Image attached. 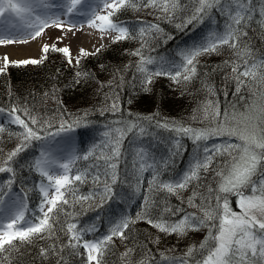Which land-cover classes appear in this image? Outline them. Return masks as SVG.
<instances>
[{"label": "trees", "instance_id": "1", "mask_svg": "<svg viewBox=\"0 0 264 264\" xmlns=\"http://www.w3.org/2000/svg\"><path fill=\"white\" fill-rule=\"evenodd\" d=\"M145 2L136 0L135 7H124L112 17L115 22L134 29L133 39L113 42L107 50L79 58L75 66L67 62L64 54L49 48L47 53L44 52L42 62L8 65L0 73V110L11 112L13 107L27 109L28 114L37 119L36 125L31 124L23 111L16 114L25 119L30 127L46 129L47 133L59 130L61 123L67 121L77 130L79 143L76 156L83 157L89 151L93 152L88 159L76 160L73 167V174L76 170L84 169L90 173L85 182L76 183V196L92 194V198L75 201L69 197L72 202L64 205V211L58 214L53 234L45 233L30 242L16 240L13 242L15 247L5 246L6 251L0 252V264H84L82 258L68 247L66 223H76L78 228L94 225L96 231L85 236L86 239H92L106 234L109 222L121 215H127L135 222L126 230V239H113L104 257V264H139L141 260L145 264H172L171 259H163L162 254L168 258L183 257L188 248L198 245L209 230L201 239L194 238L191 230L187 231L184 235H190L189 245H181V235L162 232L146 219H136L137 213L144 208L146 195L151 199L148 215L157 221L163 219L175 222L188 213L202 216L200 206L210 204L215 207L217 195L228 198L230 207L234 211L238 210L235 207L237 196L219 191L221 177L217 171L231 159L228 153L217 154L207 171L201 169L197 179H192L186 188L175 194L155 189L149 192L151 169L138 174L139 163L135 153L143 144L149 149L148 163L155 161L160 165V178L176 179L194 163L195 157H203L206 141L198 142V147L187 136L158 128L157 122L175 121L192 128L214 126L210 119L205 118L203 111L204 104L209 100L218 106L221 119L225 111L237 115V120L232 121V124L242 119L241 113L253 110L252 115L255 116V109L264 106V85L241 76L240 80L245 83L237 91V73L232 71L234 66L239 65L238 71L243 72L246 60L255 63L257 69L264 72V0H251L250 16L240 26L246 35H241L237 41L238 48L222 45L216 51L204 52L196 58V73L190 80L176 83L168 76H156L147 85V91L141 84V73L136 68L140 57L132 55L141 46L139 31L142 27L147 29L150 25H156L159 28V31L152 29L149 32L145 37L147 44L142 49L145 57L155 60L147 66L150 69L160 62L177 57L180 48H191L202 31H223L229 21L225 12L213 8L188 23L198 6L195 0H176L177 7L170 13L151 6L145 7ZM241 48L247 49L248 54L244 57L237 55ZM78 72L81 75L78 76ZM114 104L117 110H113ZM144 117H152V120L142 119ZM129 122L139 123L148 129L150 135L138 139L134 131L125 136L117 162V182L112 185L117 195L105 202L102 208L98 207L101 204L103 184L94 183L92 175L97 172L96 165L101 170L104 166V161L97 157L109 151L104 148L108 140L104 133L115 136L114 130L126 128ZM0 128L3 129L0 131V157L6 158L7 153L20 143L16 134L23 129L9 124L0 125ZM40 134L46 136L44 131ZM219 137L232 140V143L237 140L227 136H214L210 139ZM40 141H31L14 158L11 164L14 173H0V188L5 191L9 188L8 182L13 181L11 188L31 208H35L40 201L35 182L41 176L29 167ZM176 141H179L178 147ZM224 143L222 140L220 144ZM162 160L168 162L166 168ZM107 179L110 181V178ZM263 180L264 167H258L252 181L259 186ZM242 191L245 195L251 194V187H245ZM193 193V202L197 207L188 203ZM125 199L131 205L125 203ZM222 202L223 199L221 205ZM41 249L48 251L41 255ZM128 249L131 251L128 256H124Z\"/></svg>", "mask_w": 264, "mask_h": 264}, {"label": "snow or ice", "instance_id": "2", "mask_svg": "<svg viewBox=\"0 0 264 264\" xmlns=\"http://www.w3.org/2000/svg\"><path fill=\"white\" fill-rule=\"evenodd\" d=\"M198 5L194 14L188 20L191 23L198 19L202 14L209 9H217L226 13V18L229 23L223 31H217L209 35L206 40H202L199 44H194L191 48L180 52V63L177 64L174 60L160 64L156 70H150L147 66L155 62L152 57H145L142 49L146 46L147 40L145 37L152 29L159 31L158 26L150 25L147 29L141 28L139 37L142 41L139 49H136L132 55L139 56L140 59L136 64L137 71L141 73V84L144 90L147 91V85L152 83L156 76H168L174 82L179 83L180 80L188 81L196 73V58L204 52L216 51L219 46L229 45L233 49L238 48L239 41L243 33L240 26L250 16L251 0H195ZM82 0H67V14H72L77 9V5L81 4ZM104 9H111L107 14H96L100 6ZM127 6H136V0H99L96 8L91 10L93 18L88 20L91 27L98 28L101 32H115L113 42H121L126 39L135 38L134 29L123 23L115 22L112 17L114 14ZM145 7L159 8L164 13H170L177 7L176 0H146ZM48 7L47 0H0V28L4 29L5 34L0 35V45L11 44L14 42H27L19 40L14 35L15 32H23L25 35L35 38L40 36L45 28L55 25L62 27L59 18H53L46 11ZM39 9V11H38ZM6 14H11L23 22L22 26L17 29L16 25L6 26L7 21L4 19ZM100 23L97 24L96 22ZM53 51L63 53L68 58V63L71 64V53L69 48H56L52 46ZM43 51H49V45H44ZM99 51V49H97ZM86 51L81 49V55H88ZM248 54L246 48H241L237 53L238 56L244 57ZM12 64H36L39 61L35 59H25L19 61H10L7 56L4 58V66L0 67V73L4 72L8 65ZM79 60L77 59V64ZM245 69L239 72V65L233 67L232 71L237 73V91L239 86L244 84L240 77H248L251 80L257 81L264 85V72L259 71L255 63H249L245 60ZM77 75H81L79 72ZM113 110L116 105H113ZM2 111V110H0ZM23 111L28 117L32 125L37 124V119L28 114L27 109L13 107L9 113L10 122L20 126L23 131L17 133L20 143L16 148L7 153L6 158L0 157V173L13 172L11 166L15 157L25 150L33 140H42L40 132L46 129H36L29 126L25 119L16 113ZM203 111L206 119H210L212 125L204 128L185 127L175 121L172 122H157L158 128H163L170 133L187 136L193 140L199 147L200 141H206L214 136H227L230 139L236 138L238 143H228L214 145L209 155L210 149L204 147V155H199L194 158L187 171L180 177L171 180L161 179V168L157 162L148 163L149 149L141 144L135 153L139 168L138 174L151 169V179L148 180V190L157 191L166 190L168 193L175 194L178 190L188 186L192 179H197L201 169L207 171L209 165L217 154L228 153L231 157L226 161L225 166L217 171V175L221 177L219 191L223 193H234L238 198L236 206L240 209L239 212L234 211L226 197L217 195L215 207L209 205L200 206L202 216H197L194 213L185 214L182 218L175 222L167 220H154L148 215V208L151 204V199L148 195L144 197V208L137 213L136 219H146L149 224L159 229L162 232L178 235H183L187 231H198L201 227H208V234L198 245L190 246L183 257L168 258L163 256L165 260L171 259L172 264H264V182L257 186L252 181V177L256 174L258 167H264V106L255 109L256 115L241 113L244 126L239 127L237 124H232V121L237 120L235 113L229 114L224 112L223 118H220V110L211 100L207 101L203 106ZM252 111V110H250ZM144 120L151 121L152 117H144ZM73 125H69L67 121H63L56 135L60 132L71 131ZM0 131H3L0 128ZM115 136H111L108 132L104 133L108 137L104 148L109 149L108 152H102L98 160L104 161L103 169L96 165L97 172L92 175L93 182L103 184V192L100 194L101 204L98 207H103V204L111 200L117 195L112 185L117 182V162L121 156V145L128 133L135 131L138 139H143L150 135L147 128L142 127L139 123L129 122L126 128H117L114 130ZM178 147L179 141H176ZM93 152L89 151L83 157L69 155L61 160L54 159L50 154H42L41 157L35 159L29 167L35 170L41 177L42 181L39 185L40 204L38 211L39 216H34L32 219L26 218L25 210L27 205L16 194L11 191L9 181V191L5 192L0 188V215L4 216L0 220V252L6 251L5 246L15 247L14 241L30 242L34 237L54 232V225L57 223V216L64 211V205H69L72 197L75 201H87L92 198V194L87 196H76V183L86 181L90 173L87 169L76 170L73 174V167L78 159H88ZM176 154V153H173ZM164 167H167V161L162 160ZM105 177L106 179H101ZM110 178V181L109 179ZM251 187V194L245 195L242 191L245 187ZM195 193L189 197L188 203L192 207H197L194 204ZM223 204L221 205V200ZM45 206L46 210H45ZM167 210V209H166ZM176 211H180L177 209ZM71 216L72 214H68ZM212 223L209 224L208 222ZM216 221H219L217 224ZM127 215L113 219L109 222L107 233L103 236L86 239L88 233L95 232V226L88 228H78L76 223H66V235H68V247L74 250V254L80 256L84 264H104V257L109 250L115 237L122 240L126 239V230L129 225L134 223ZM63 230V229H62ZM82 249V251H81ZM47 249H41V255L47 253ZM131 249L126 250L123 254L128 256ZM139 264H145L143 260Z\"/></svg>", "mask_w": 264, "mask_h": 264}, {"label": "rangeland", "instance_id": "3", "mask_svg": "<svg viewBox=\"0 0 264 264\" xmlns=\"http://www.w3.org/2000/svg\"><path fill=\"white\" fill-rule=\"evenodd\" d=\"M54 1L55 2L52 3V5H55V6H59L60 5V2L59 1H57V0H54ZM88 1H85L84 0V1H82L81 4L77 5V9L74 10V12H73L74 14H72V16L74 17V20H76V21H73V22H77L78 20L81 21V20L87 19L88 17L89 18H93L92 15H91V10H93V9L96 8V5L99 3V1H98V3H95L93 0L92 1L91 0H88ZM64 3L67 4V0H65ZM85 3H86L87 6L90 7V9L86 10L84 8ZM109 11H111V9H104L103 6L101 5L99 11H97L96 14L104 15V14H107V12H109ZM62 13H63V15H69V14H67V12L66 13L65 12H62ZM11 17H13V15H11V14H6V16L4 17V19L8 22L7 25L10 23V18ZM59 19H60V21L62 23V27L58 28L55 25H51V26L45 28L44 31L41 33V37H40V40H41V42H40L41 43V51H40L39 55H37L35 58H32V56H22V57H19L18 56V58H11L10 59V57L8 56L9 55V52H10V48H11V46H13L14 44H16L18 42H14V43H11V44L0 45V54H1L0 56L2 58V60L0 62V67H3L4 66V58H5V56H7L10 61H19V60H25V59H35V60L39 61V63L42 62L43 61V57H44V51H43L44 45H49V48H51V49H52V46L53 45L56 48H64V47L61 46L62 41H63V38L65 36H67L68 34H71V32H73V30L75 28L82 27L84 25V23H85V22H78L79 24H77V23L71 24L63 16L62 17H59ZM97 23L99 24L100 22L97 21ZM16 26H17V29L19 27H21V26L17 25V23H16ZM3 33H5L4 32V29L3 28H0V34H3ZM108 33L110 34V39L108 40V42H104V44L101 45L98 48H94V49L89 50V51L84 50L87 53H89L88 55H83L82 56L81 55V48H77V50L72 51L69 47H67V48H69L70 53H71V60H72L71 65L72 66H75L77 64V59H79L81 57L94 56V55L102 52L103 50L109 49L110 46H111V44L113 43V37L116 35V33L115 32H108ZM214 33H216V32L210 31L209 29H206L205 31H202L201 34L198 37L195 38L196 44H199L202 40H206V38L209 35L214 34ZM26 38H27V36L21 38L20 40H24ZM189 48L190 47L185 46V47H182L178 51V54H179L178 60L175 61L177 64H179L180 59H181L180 52L183 51V50L189 49ZM97 49H99V51H97ZM67 62H68V58H67ZM163 63H165V62H163ZM160 64H162V63H160ZM160 64H158L156 66H152L151 68H153L154 70H156L157 67ZM9 65H13V64L10 63ZM151 68H150V70H151ZM247 113L249 115H252V113H254V112L252 110L251 112H246L245 114H247ZM4 123H8V124L15 125V124H13V123L10 122L9 113L0 111V124H4ZM237 123H235V124H237ZM244 123L245 122L243 121V118H242L239 121L238 126L239 127H243L244 126ZM57 132L58 131L51 133L52 134L51 136H54V134H56ZM60 133H63V132H60ZM64 133H68L70 135V142H74L76 140V138L74 140V137H76L75 136L76 135V131H75L74 128H72L71 131L64 132ZM61 135L62 134H60L59 137ZM51 136H46L40 142V144H39V150L35 154L33 161L35 159L41 157V154H46V153L47 154H52V151L55 149V146L50 145V147H48V148L45 149L44 153L41 150V143L44 142L46 139L50 138ZM227 138H229V137H227ZM222 140H224L225 142H228V143H232L231 142L232 140L227 141L225 138H221V137L216 138V139L206 140L205 146H207L210 149L209 155L212 154L211 150L213 149V146L222 143ZM233 141L235 143H238L239 142L238 140H233ZM52 157L54 159H56V160L63 159V158H61V159L60 158H57L56 156H52ZM65 157H67V156H65ZM41 181H42V177L35 184V187H36V190L38 191V193H39V185H40ZM263 182H264V180H263ZM11 191H12L13 194H16V192H14L13 190H11ZM229 194H231V193H229ZM246 195H250V194H246ZM237 198L238 197H236V200H237ZM227 200H228V198H227ZM39 204H40V202H39ZM39 204H37L36 207H35L36 208V211H38V205ZM222 204H223V202H222ZM46 207L47 206H45V210H46ZM235 207H237V206L235 205ZM239 211H240V209L238 208V210H236V212H239ZM25 215H26V218L32 219L35 216V210L30 209V208L27 207L26 210H25ZM3 219H4V216L3 215H0V220H3ZM217 223H219V221ZM207 230H209L208 227H201L198 231H192L191 230V232H192V235H194V238L201 239L205 235V233L207 232ZM189 241H190V235H187V236L184 235V234L181 235V237H180V243H181V245H183V244L184 245H189Z\"/></svg>", "mask_w": 264, "mask_h": 264}, {"label": "bare ground", "instance_id": "4", "mask_svg": "<svg viewBox=\"0 0 264 264\" xmlns=\"http://www.w3.org/2000/svg\"><path fill=\"white\" fill-rule=\"evenodd\" d=\"M84 1V0H82ZM88 1V0H85ZM92 1V0H91ZM95 3H98L99 0H93ZM54 0H47V12L50 14L53 18H59V17H65L67 21H69L71 24L77 23L78 22H85L84 25L80 28H75L71 34H68L63 38L62 47H69L72 51L77 50V48H81L83 50L89 51L94 48H98L101 45L104 44V42H108L110 39V34L108 32H101L98 28L96 27H91L88 24V20L90 19L89 17L84 20H78L77 22L74 20V17L72 14L70 15H63L62 12L66 13V8L67 4L62 3L59 6L52 5L54 3ZM60 2V1H59ZM88 9H90L88 7ZM39 11V9H38ZM19 25L22 26L23 22L20 21L18 18L15 16L10 18V23L6 26H11V25ZM97 23V22H96ZM98 24V23H97ZM0 34V35H4ZM14 35L17 36V38L20 40L23 37H26L23 32H15L13 33ZM40 36L35 37L34 39L31 38L30 36H27L26 40L27 42H18L11 46L10 52H9V57L11 58H18L22 56H32V58H35L37 55H39L41 51V40ZM1 55V54H0ZM2 58L0 56V62ZM62 134L60 137L59 135ZM59 135L54 134V136H51L50 138L46 139L44 142L41 143V150L44 153L45 149L50 147V145L55 146V149L52 151L51 156H56L57 158H64L65 156L68 155H73L74 154V149L76 146L75 141L70 142V135L68 133H59ZM41 152V153H42ZM42 155V154H41Z\"/></svg>", "mask_w": 264, "mask_h": 264}]
</instances>
